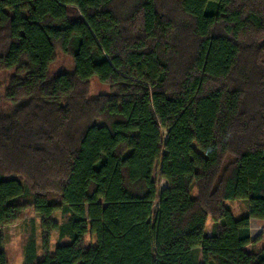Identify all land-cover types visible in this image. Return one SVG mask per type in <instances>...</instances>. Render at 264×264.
<instances>
[{"label":"trees","instance_id":"trees-1","mask_svg":"<svg viewBox=\"0 0 264 264\" xmlns=\"http://www.w3.org/2000/svg\"><path fill=\"white\" fill-rule=\"evenodd\" d=\"M2 71L0 264L26 208L25 264H264V0H0Z\"/></svg>","mask_w":264,"mask_h":264},{"label":"rangeland","instance_id":"rangeland-1","mask_svg":"<svg viewBox=\"0 0 264 264\" xmlns=\"http://www.w3.org/2000/svg\"><path fill=\"white\" fill-rule=\"evenodd\" d=\"M72 59L69 55L62 53L59 49L56 50L55 58L50 65V72L55 73L60 70L71 71ZM12 71L0 72V107L5 108L7 103L4 100V91L7 86L8 78ZM108 90L106 85H103L93 78L89 85V95L91 97ZM153 179L157 185L158 191L165 186V180L160 176L159 161L156 162L154 168ZM225 205L231 210L235 217L245 215L249 205L245 200H226ZM59 213L53 215V219H59ZM42 217H40L33 208H26L22 211L20 219L9 225L1 227L3 232V247L6 252L8 264H25L24 247L31 235L34 236L37 245V254L40 255L43 250V239L45 231L41 228ZM211 221H208L206 230L210 233ZM250 237L252 243L247 246L248 250L257 251L264 244V222L250 218L249 220ZM59 242L58 234L52 232L49 236L48 250L53 252L55 245ZM86 245L94 244V239L90 235L86 236ZM200 261V258H199Z\"/></svg>","mask_w":264,"mask_h":264}]
</instances>
